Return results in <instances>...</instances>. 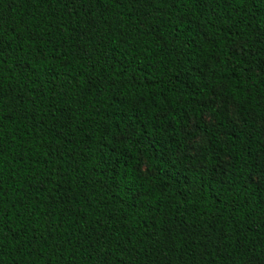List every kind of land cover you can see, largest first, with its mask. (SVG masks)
I'll return each instance as SVG.
<instances>
[{"label": "trees", "instance_id": "obj_1", "mask_svg": "<svg viewBox=\"0 0 264 264\" xmlns=\"http://www.w3.org/2000/svg\"><path fill=\"white\" fill-rule=\"evenodd\" d=\"M0 264H264V0H0Z\"/></svg>", "mask_w": 264, "mask_h": 264}, {"label": "rangeland", "instance_id": "obj_2", "mask_svg": "<svg viewBox=\"0 0 264 264\" xmlns=\"http://www.w3.org/2000/svg\"><path fill=\"white\" fill-rule=\"evenodd\" d=\"M202 139H203V135L201 133H198L195 139L190 141V148L192 151L195 149L196 144L200 142Z\"/></svg>", "mask_w": 264, "mask_h": 264}]
</instances>
